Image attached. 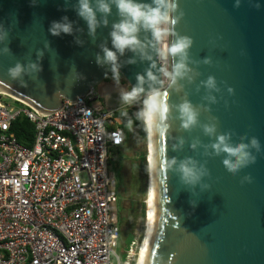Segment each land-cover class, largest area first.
<instances>
[{
  "label": "water",
  "instance_id": "1",
  "mask_svg": "<svg viewBox=\"0 0 264 264\" xmlns=\"http://www.w3.org/2000/svg\"><path fill=\"white\" fill-rule=\"evenodd\" d=\"M178 3L184 16L176 31L194 41L184 78L169 88V81H161L155 52L149 61L126 51L119 58L122 84L99 92L101 99L117 98L106 108H120V90L134 86L137 75L155 63V86L167 94L170 106L160 131L151 132L150 196L136 264H264V0H241L239 7L236 0ZM76 5L77 0H0V36L7 34L0 40L1 92L48 114L61 108L62 98L71 103L90 87L101 86L111 72L107 65L98 66L96 56L103 55L102 44L112 47L109 33L119 17L113 6L108 25L92 37ZM63 17L72 23L73 33L51 35V22ZM141 39L147 41L148 34L142 32ZM16 63L25 72L12 80L8 69ZM30 64L42 71H32ZM210 76L215 88L206 85ZM184 102L198 114L189 129L181 126L179 106ZM206 125L215 126L214 134L205 133ZM226 133H231L228 143L249 144L256 157L235 175L222 163L226 154L217 155L212 148ZM253 137L259 152L251 147ZM187 158L207 170L195 186L184 185L169 166L172 159L178 166ZM245 176L252 182L241 183Z\"/></svg>",
  "mask_w": 264,
  "mask_h": 264
},
{
  "label": "built area",
  "instance_id": "2",
  "mask_svg": "<svg viewBox=\"0 0 264 264\" xmlns=\"http://www.w3.org/2000/svg\"><path fill=\"white\" fill-rule=\"evenodd\" d=\"M161 81H168L162 73ZM116 110L95 87L71 103L62 98L48 114L0 91V264L131 263V243L123 259L115 252L120 230L108 160L124 134ZM20 118L31 124L28 145L15 136Z\"/></svg>",
  "mask_w": 264,
  "mask_h": 264
},
{
  "label": "clouds",
  "instance_id": "3",
  "mask_svg": "<svg viewBox=\"0 0 264 264\" xmlns=\"http://www.w3.org/2000/svg\"><path fill=\"white\" fill-rule=\"evenodd\" d=\"M241 0H236V7H239ZM113 6L119 17L118 21L111 26L109 33L111 45L109 48L106 44L101 45L103 55L97 54L96 62L98 66L107 65L110 69L113 80L119 84L120 82V62L119 58L130 51L137 54L141 59L152 61V52L162 62L171 60V70L166 67L160 69L162 75L169 81L168 87L177 85L179 79L184 78L188 69L189 50L193 46V39L187 35H181L176 31V26L184 16V12L179 7L178 0H77L75 10L77 15L86 23L89 35L95 37L97 28L101 25L107 26V17L111 15ZM99 14V15H98ZM49 31L53 36H59L61 33L71 35L73 33V25L68 21L67 17H63L60 21H52ZM148 34L147 41L141 39V33ZM7 34L0 36V40L5 39ZM80 43V41H77ZM5 52L8 49L4 50ZM42 56V53H38ZM134 63V60L128 61ZM205 63H209L205 59ZM30 69L35 72L42 71L37 64H30ZM155 63L150 64V68L145 74H138L137 83L130 89L120 90V101L122 106L121 116L127 117V108L139 105L135 113L136 120L140 121L145 130L158 133L161 129L162 122L168 119L170 106L167 103V94L159 90L155 86L158 77L151 70L155 68ZM25 72L24 66L16 63L14 67L8 69V76L12 80H16ZM23 85V81H21ZM148 85L146 88L145 85ZM208 88H215L216 82L214 77H209L206 81ZM233 90L229 88V92ZM180 118L182 120V128L189 129L197 123V112L193 110L188 102H184L179 106ZM129 129L133 126V120L126 121ZM204 131L208 135L215 132V126H205ZM231 133L219 135L216 142L212 144L215 153L219 155L221 152L226 154V158L222 161L225 169L235 175L242 168L255 163L256 157L253 156L249 149V144L238 143L232 145L228 143ZM243 139V138H242ZM251 147L260 151V144L257 138L253 137L250 141ZM234 158V159H233ZM170 167L180 174V181L184 185L195 186L200 182L201 177L207 174L206 169H198L195 161L187 158L180 161L178 166L175 159L169 162ZM252 182L251 176H245L241 183Z\"/></svg>",
  "mask_w": 264,
  "mask_h": 264
},
{
  "label": "rangeland",
  "instance_id": "4",
  "mask_svg": "<svg viewBox=\"0 0 264 264\" xmlns=\"http://www.w3.org/2000/svg\"><path fill=\"white\" fill-rule=\"evenodd\" d=\"M120 81H122L121 77ZM101 87L102 86L98 88L99 92ZM4 100L9 103L13 102L8 98H4ZM138 108L139 105H135L127 109L131 110V113H136ZM121 111L122 106L120 107L119 112ZM122 128L124 132L122 141L109 148L108 160L109 170H117L118 173L119 167L121 168L124 176V182L128 188V194L125 196L126 198L123 201V205L126 207L128 206V209L123 211L126 225L124 226L121 237L119 238V244L115 247V252L121 259H123L124 251L126 249L125 244H129L128 246H130L131 243L133 254L130 258V264H134L145 222V217L142 221L140 219V210L143 208L145 216L147 185V163H145V175H143V172L138 168V165L140 163V157L142 155L144 158L147 156L148 146L146 145V137L144 140L139 139L134 127L129 129L128 126H123Z\"/></svg>",
  "mask_w": 264,
  "mask_h": 264
},
{
  "label": "trees",
  "instance_id": "5",
  "mask_svg": "<svg viewBox=\"0 0 264 264\" xmlns=\"http://www.w3.org/2000/svg\"><path fill=\"white\" fill-rule=\"evenodd\" d=\"M127 112H128L127 117L121 116V112H119V111L116 112V115H117L118 120H119V126H121V127L127 126V123H126L127 119H132L133 120V126L132 127L135 128L137 136L139 137V139L144 140L146 137V130H145L143 124L140 121L136 120L135 112L131 113V110H129V109H127ZM13 125H14V131H15L16 139L22 144H25V145L30 144L31 143V124L27 120L20 118V119L16 120ZM145 163H146L145 158L142 155L140 157V163L138 165V168L143 172V175L146 174ZM143 218H144V210L142 208L140 210L141 221L143 220Z\"/></svg>",
  "mask_w": 264,
  "mask_h": 264
},
{
  "label": "flooded vegetation",
  "instance_id": "6",
  "mask_svg": "<svg viewBox=\"0 0 264 264\" xmlns=\"http://www.w3.org/2000/svg\"><path fill=\"white\" fill-rule=\"evenodd\" d=\"M107 83L114 84V85H116L115 87L117 88V87H119V84H122V81H120L119 84L115 83V81L112 78V75L109 74L104 79V82L101 83V86L103 87ZM116 99H114L113 97H111V95H109L108 98L103 97L101 99V101H102L103 105H105L109 102H112V103L116 102ZM113 172H114V185H115V191H116V202L113 205V213H114L116 222L119 226L120 236H121V234L123 232V228L126 225L123 211L127 210L128 206L126 207L125 205H123V201L126 198L125 196L128 194V188L124 182V176L122 174L121 168L119 167L118 173H117V170H115V171L113 170Z\"/></svg>",
  "mask_w": 264,
  "mask_h": 264
},
{
  "label": "bare ground",
  "instance_id": "7",
  "mask_svg": "<svg viewBox=\"0 0 264 264\" xmlns=\"http://www.w3.org/2000/svg\"><path fill=\"white\" fill-rule=\"evenodd\" d=\"M101 87L100 88V92L102 90V92H108L109 91V88L108 87ZM147 141V146H148V151H147V180H146V202H145V222H144V228H143V232H142V235H141V240L139 242V248H138V252L136 254V258H135V263L136 264V261H137V256H138V253H139V249H140V246H141V242H142V239H143V236H144V232H145V226H146V220H147V213H148V204H149V196H150V185H151V132L148 131V140Z\"/></svg>",
  "mask_w": 264,
  "mask_h": 264
},
{
  "label": "crops",
  "instance_id": "8",
  "mask_svg": "<svg viewBox=\"0 0 264 264\" xmlns=\"http://www.w3.org/2000/svg\"><path fill=\"white\" fill-rule=\"evenodd\" d=\"M114 86H115V85H114V84H111V83L106 84V87H108V88H109V87H114ZM119 110H120V108H118V109L116 110V112L119 111Z\"/></svg>",
  "mask_w": 264,
  "mask_h": 264
}]
</instances>
